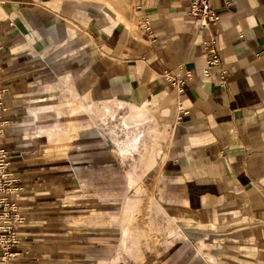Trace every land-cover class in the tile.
Segmentation results:
<instances>
[{
  "label": "crops",
  "instance_id": "0c3cea01",
  "mask_svg": "<svg viewBox=\"0 0 264 264\" xmlns=\"http://www.w3.org/2000/svg\"><path fill=\"white\" fill-rule=\"evenodd\" d=\"M231 2L213 0L220 19L202 28L190 0H129V12L107 1L124 26L72 0H0V131L23 218L13 264H70V236L101 264V229L69 219L68 186L85 176L67 174L52 136L57 126L67 151L96 149L81 122L103 102L141 111L158 200L189 225L157 264H264V0ZM211 42L219 65L205 78ZM165 74L183 78L181 92Z\"/></svg>",
  "mask_w": 264,
  "mask_h": 264
},
{
  "label": "rangeland",
  "instance_id": "374dc122",
  "mask_svg": "<svg viewBox=\"0 0 264 264\" xmlns=\"http://www.w3.org/2000/svg\"><path fill=\"white\" fill-rule=\"evenodd\" d=\"M72 1L80 3L86 12H99L107 21L124 26L107 7L110 0ZM125 3L129 12V0ZM131 105L103 102L86 108L85 120L81 122L86 130L80 136L98 141L97 148L90 151H67L71 138L63 139V131L53 127V143L59 145L54 157L59 158L60 164L68 163L67 174L71 178L78 173L85 176V184L71 179L68 186L70 223L78 228L101 229V252L96 256L101 264H137L140 259L146 264H157L158 258L174 255L171 248L175 243L189 239L183 231L188 229V223L174 221L170 210L173 205L158 200L159 187L152 184L156 169L147 167V160L159 155L158 148L152 142L153 134L147 132L150 125L142 121L141 111ZM81 239L70 236V256L77 260L70 259L69 263L93 264V255H82L85 249L77 248L75 241ZM181 251L182 256H189V249ZM82 256L84 259H78Z\"/></svg>",
  "mask_w": 264,
  "mask_h": 264
},
{
  "label": "built area",
  "instance_id": "2783aa9c",
  "mask_svg": "<svg viewBox=\"0 0 264 264\" xmlns=\"http://www.w3.org/2000/svg\"><path fill=\"white\" fill-rule=\"evenodd\" d=\"M213 0H190L187 15L200 22V27L206 28L210 24L217 23L220 19L217 12L211 6ZM226 6L231 5V0H224ZM146 28L145 30H147ZM207 62L203 71V77L212 75L213 69L219 65L218 52L213 42L206 49ZM180 72L188 80L193 78L190 71L180 68ZM167 82L182 91L184 85L183 78H173L168 74L163 76ZM8 109L4 103V90L0 87V130L2 129V117ZM8 153L1 147L0 131V264H13L20 255V235L19 227L23 224V218L19 213L17 202L18 189L14 187L16 179L9 171Z\"/></svg>",
  "mask_w": 264,
  "mask_h": 264
}]
</instances>
